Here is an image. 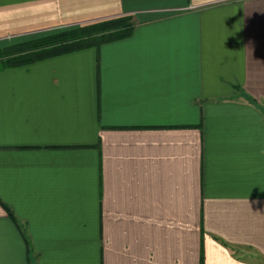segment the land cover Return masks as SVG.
Listing matches in <instances>:
<instances>
[{"label":"crops","instance_id":"obj_1","mask_svg":"<svg viewBox=\"0 0 264 264\" xmlns=\"http://www.w3.org/2000/svg\"><path fill=\"white\" fill-rule=\"evenodd\" d=\"M124 16L0 69V264H264V0H0V49Z\"/></svg>","mask_w":264,"mask_h":264},{"label":"trees","instance_id":"obj_2","mask_svg":"<svg viewBox=\"0 0 264 264\" xmlns=\"http://www.w3.org/2000/svg\"><path fill=\"white\" fill-rule=\"evenodd\" d=\"M134 29L132 18L124 16L31 39L0 49V69L25 66L87 48H99L105 43L131 36Z\"/></svg>","mask_w":264,"mask_h":264},{"label":"rangeland","instance_id":"obj_3","mask_svg":"<svg viewBox=\"0 0 264 264\" xmlns=\"http://www.w3.org/2000/svg\"><path fill=\"white\" fill-rule=\"evenodd\" d=\"M75 28V27H74ZM67 29H72V28H67ZM62 30H66V29H61V30H58V31H54V32H50V33H47V34H44V35H41V36H38L36 38H40V37H43V36H47V35H50V34H53V33H56V32H59V31H62ZM35 39V38H34ZM21 43H24V42H21ZM18 44V43H17ZM16 44H12V45H8V46H4V47H1V49L3 48H6V47H10V46H14Z\"/></svg>","mask_w":264,"mask_h":264},{"label":"built area","instance_id":"obj_4","mask_svg":"<svg viewBox=\"0 0 264 264\" xmlns=\"http://www.w3.org/2000/svg\"><path fill=\"white\" fill-rule=\"evenodd\" d=\"M217 1H219V2H220V1H226V0H217Z\"/></svg>","mask_w":264,"mask_h":264}]
</instances>
